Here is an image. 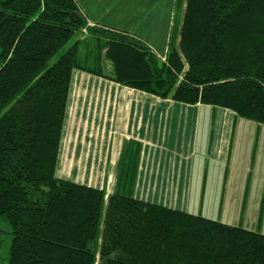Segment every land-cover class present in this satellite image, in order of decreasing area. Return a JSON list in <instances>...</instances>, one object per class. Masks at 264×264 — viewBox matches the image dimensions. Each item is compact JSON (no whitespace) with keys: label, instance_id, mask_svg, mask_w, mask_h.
I'll list each match as a JSON object with an SVG mask.
<instances>
[{"label":"trees","instance_id":"obj_1","mask_svg":"<svg viewBox=\"0 0 264 264\" xmlns=\"http://www.w3.org/2000/svg\"><path fill=\"white\" fill-rule=\"evenodd\" d=\"M85 13L77 0H0L8 264H264V233L139 200L125 183L107 196L57 174L76 70L264 124V0H186L165 60ZM85 37L94 60L81 58Z\"/></svg>","mask_w":264,"mask_h":264},{"label":"crops","instance_id":"obj_2","mask_svg":"<svg viewBox=\"0 0 264 264\" xmlns=\"http://www.w3.org/2000/svg\"><path fill=\"white\" fill-rule=\"evenodd\" d=\"M77 2L90 22L130 34L161 58L186 7V0H124L128 23L113 25ZM263 137V123L232 109L162 98L76 70L57 174L107 196L125 183L139 200L230 224L225 218L244 215L251 203ZM260 198L264 215V193Z\"/></svg>","mask_w":264,"mask_h":264},{"label":"rangeland","instance_id":"obj_3","mask_svg":"<svg viewBox=\"0 0 264 264\" xmlns=\"http://www.w3.org/2000/svg\"><path fill=\"white\" fill-rule=\"evenodd\" d=\"M81 3L86 1L90 5V8L94 9V13L101 15L99 19L102 23L113 24L115 20L122 24L128 23V16L131 12L124 10V0H78ZM108 5L113 6L111 11L107 10ZM128 6V5H127ZM126 6V7H127ZM143 17L149 12H136ZM101 24V23H100ZM96 25V24H95ZM98 26V25H97ZM116 26V25H115ZM100 27V26H98ZM124 27V26H121ZM86 32V30L84 31ZM89 40H93L94 37L90 36V33L86 34ZM78 38L75 36L71 42H69L63 49H61L52 59L51 62L57 61L58 58L67 50V48L74 43ZM81 48V58L85 61L88 55L91 54V60H94L96 47L94 43H91L87 37ZM93 64V63H92ZM63 143V142H62ZM258 153L256 155V162L253 167V180L251 182V203L248 205V210L244 215L241 213H231L225 221L230 224L240 225L244 228L258 231H264V215L260 214L261 198L260 193H264V137L259 139L257 144ZM62 158V155L60 154ZM248 167V164H247ZM66 172L65 170H62ZM67 173V172H66ZM73 173V172H72ZM247 184V182H246ZM261 191V192H260ZM0 228H2L0 238V264H8L10 258V249L12 244L11 226L7 220L0 222ZM262 233V232H261Z\"/></svg>","mask_w":264,"mask_h":264},{"label":"built area","instance_id":"obj_4","mask_svg":"<svg viewBox=\"0 0 264 264\" xmlns=\"http://www.w3.org/2000/svg\"><path fill=\"white\" fill-rule=\"evenodd\" d=\"M84 12H85V11L83 10V13H84ZM85 14H86V13H85ZM89 24H90V25H95L94 23H92V22H90V21H89ZM162 59L165 60L166 57H165V58H162Z\"/></svg>","mask_w":264,"mask_h":264}]
</instances>
